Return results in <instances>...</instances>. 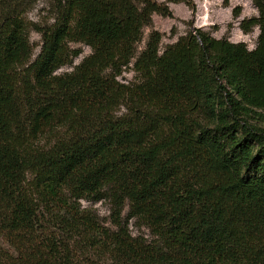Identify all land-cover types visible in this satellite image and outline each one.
<instances>
[{
  "label": "trees",
  "instance_id": "16d2710c",
  "mask_svg": "<svg viewBox=\"0 0 264 264\" xmlns=\"http://www.w3.org/2000/svg\"><path fill=\"white\" fill-rule=\"evenodd\" d=\"M36 1L0 0V264H89L97 247L118 264H264V0L240 24L254 49L195 29L161 50L154 32L132 85L118 68L185 0H51L50 24L27 17ZM71 42L92 54L57 75ZM107 194L115 231L81 203Z\"/></svg>",
  "mask_w": 264,
  "mask_h": 264
},
{
  "label": "rangeland",
  "instance_id": "374dc122",
  "mask_svg": "<svg viewBox=\"0 0 264 264\" xmlns=\"http://www.w3.org/2000/svg\"><path fill=\"white\" fill-rule=\"evenodd\" d=\"M51 0H37L30 7L27 17L39 24H50L53 22V11L51 9ZM169 7L172 11V16H163L159 13H154L152 22L144 27L141 40L135 44L134 55L130 63L122 65L119 69L117 80L126 85L141 83L144 80V75L136 66L138 57L146 49L148 40L152 33L160 32L162 40L160 44L161 50L166 45L174 43L177 39L187 34L189 31L201 29L213 35L216 38L226 37L233 42H245L250 49H254L259 36V28L255 27L249 33L242 30L240 24L242 20L251 18L259 14L258 8L254 0H185L179 2H170ZM239 9L241 14L236 16L235 9ZM31 42L34 47V57L40 52L42 45V36L36 31H32L30 35ZM72 51H80L78 56L73 58L72 65L61 67L56 74L62 75L73 71L74 67L81 61L92 54L90 46L84 43H70ZM107 73H113L109 69ZM125 111L124 108L121 112ZM261 124H264L261 121ZM107 194L102 201L94 202L91 200H82L84 208L92 210L105 228L115 231L117 226L113 220L117 215V207L112 198ZM129 206L127 205L122 213L124 223L127 220ZM127 223V222H126ZM140 223L131 219L129 221V230L132 235H142L152 240L150 232L146 226H141ZM12 249L7 240L0 234V252ZM84 255L85 260L89 264H118L108 251L102 248L86 249L79 255Z\"/></svg>",
  "mask_w": 264,
  "mask_h": 264
}]
</instances>
